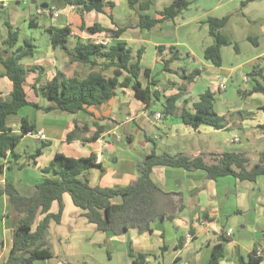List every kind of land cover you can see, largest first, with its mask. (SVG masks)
<instances>
[{"label":"crops","instance_id":"obj_1","mask_svg":"<svg viewBox=\"0 0 264 264\" xmlns=\"http://www.w3.org/2000/svg\"><path fill=\"white\" fill-rule=\"evenodd\" d=\"M106 1L112 2L114 6L106 7L101 13L90 11L81 16L77 7L67 5L57 10L60 15L58 18H53L49 9L53 7L55 0H0V27L10 23L18 30L17 48L23 47L24 50L27 49L26 41H35L32 28L47 34L49 28H71L70 48L74 47L77 38L83 43H126L132 50L133 62L138 61V53L141 51V81L152 92H159V98L146 106L136 97L132 82L129 87L118 86L115 96L109 102L99 107H87L84 111L72 114L68 121L67 117L49 119L44 116L38 122L30 113L12 115L18 116V119L9 116L7 124L13 135L22 134L23 118L27 119L28 125L38 128L35 133L24 134L15 148V152L21 156L18 165L27 163L29 155L41 143L48 142V145L36 158L35 165L31 164L23 169L14 164L12 170L8 169L12 164L10 151L1 157L0 164L4 166V170L0 172V185L10 181L20 191L17 184L21 183V190L26 193L20 192L21 194H33L35 186L45 177L51 176L43 172V169L50 165L58 153L72 158L96 157L103 171L94 167L86 172V176L92 187L100 188L125 187L136 181L138 162L145 160L153 151L158 155L172 157H202L209 164L215 163L224 153H243L252 164L257 163L259 154L264 151V93H243L251 90L257 81L264 84V45L261 46L256 38L248 36L251 42L256 43L257 51L235 66L224 64L221 51L220 67L207 61L204 56L205 49L214 42L205 44L207 46L204 47L202 56L191 45V41L198 37L204 27L209 32L208 25L204 23L210 17L207 16L208 13L218 10L223 5L222 1L226 0H220L216 4L209 3L210 0H186L190 3L187 9L173 20L163 21L152 29L139 27V19L130 9L128 0ZM151 1V7L142 10L141 14L160 18L158 12L176 0ZM12 2H16V5L12 6ZM196 2L202 5L193 13ZM31 20L35 26H31ZM83 23L88 27L99 23L107 30H117L120 27L127 29L118 39H113L106 32L91 34L82 31ZM262 30L264 33V26ZM6 37L7 33L0 36L2 48ZM48 42L50 46L47 53H44L38 64L28 68L22 63L21 65L25 69L37 67L36 72L28 71L32 73L29 79L26 75L25 85H28L31 95L24 87L28 101L38 107L29 105L24 108L30 107L50 114L62 111L46 109L52 106V102L43 96L42 88L58 73L83 80L92 71L101 70L103 60L92 57L94 65L71 62L62 49L53 46L50 37ZM33 45L34 48H28L29 51L38 49L37 45ZM182 51L201 67H180L179 63L184 59ZM174 53L176 56L180 53V57L169 64L170 71H167L164 63ZM31 56L33 53L28 57ZM257 60L260 62L257 63ZM146 70H150V76H146ZM195 71H199L196 76L193 75ZM5 74L6 69L0 61V95L9 100L12 85ZM166 74H170V77ZM192 75V81L185 78ZM233 79L241 86L229 92L220 90L222 83L228 85ZM207 90L213 93L215 111L226 118L224 129L218 130L209 125L195 129L182 120V111L195 113V104ZM172 96L178 97L175 114L163 113L158 119L156 115L162 114L166 106L165 99ZM41 99L45 101L42 103ZM158 104L162 105V109L153 111ZM100 127L102 132L97 140L85 141L91 139ZM74 130L75 139L68 141L67 135ZM15 171L24 172L23 177L15 179L11 175ZM150 177L163 192L179 194L184 208L174 220L154 223L151 233L141 234L136 229H130L119 236L101 232L103 235L99 239L109 246L110 260L116 258L112 253L118 249L127 257L125 261L117 259L115 264H133L130 254L146 256L145 264H210L213 250L219 244L223 245L224 254L218 264H238L240 258L248 261L255 252L261 258L259 264H264V175L258 176L255 181L242 180L234 175L210 179L204 169L187 170L170 165H156ZM80 178L84 179L83 175ZM63 201L61 223L69 225L74 232L83 227L84 231H97L96 225L82 216V210L74 205L69 193L64 194ZM114 202L119 203L120 200ZM58 209V203H54L52 212L56 213ZM12 246L11 206L8 197L4 195L0 196V264L7 261ZM40 261L43 260H37L34 264ZM143 263L144 260H137V264Z\"/></svg>","mask_w":264,"mask_h":264},{"label":"trees","instance_id":"obj_2","mask_svg":"<svg viewBox=\"0 0 264 264\" xmlns=\"http://www.w3.org/2000/svg\"><path fill=\"white\" fill-rule=\"evenodd\" d=\"M258 0H245L242 6ZM67 5L77 7V12L83 16L85 12H104L106 7H113L112 2L106 0H55L49 10L61 9ZM130 9L139 19L141 29H152L159 23L166 20H173L183 10L187 9L190 3L186 0H176L170 6L158 12L160 18L142 15V10L151 7V0H128ZM229 16H210L204 23L209 27V33L214 38L213 45L207 47L204 52L205 59L213 65H222V48L232 45L230 38L221 30L228 24ZM31 26L33 20H31ZM7 37L3 41V48L0 47V61L6 69L5 78L11 83L12 91L9 100L0 95V158L11 152V165H17L23 169L31 164L35 165L36 158L42 154V150L48 142L41 143L40 147L28 157V162L18 165L21 157L15 152L24 134L37 132L35 125H28L27 119L23 118L21 123V135H13L11 127L7 124L9 116L16 115L26 106L33 105L28 101L25 90L26 75L29 70L35 71L37 67L25 69L21 60L32 55L34 45L26 41L25 50L19 47V32L10 24H6ZM127 27H120L117 30H107L99 23L93 26L81 25V30L91 34L106 32L111 38L118 39ZM50 40L55 48L62 49L71 62L81 64H95L92 57L103 60V68L99 71H92L85 79L78 77H66L58 73L50 82L42 88V94L52 102L48 110H60L69 114H77L87 107H99L109 102L116 94L118 86L129 87L132 82L136 97L150 106L153 100L157 101L159 92H152L149 86L141 81L142 69L139 60L141 51L138 53V61L133 62L132 50L126 43L118 42L105 47L93 42L83 43L77 38L74 47L70 48L71 28H49L47 29ZM237 48V45H234ZM171 50H174L172 48ZM180 57L174 53L170 60H166L165 70L170 71L169 64ZM199 71L193 74L196 76ZM150 76V70L145 71ZM261 74V71L259 72ZM185 77L192 81L194 76ZM123 78V81H120ZM36 88V85L34 86ZM253 93H264V84L259 81L254 87L244 92V95ZM178 97L166 98V106L162 112L167 115H174L176 112V101ZM214 96L207 90L200 96L199 102L195 104V113L183 110L182 120L197 129L202 125H209L218 130L226 127V118L220 116L214 109ZM264 128V126H262ZM102 128L91 138L85 141L97 140ZM75 139V130L67 135V140ZM156 165H170L182 167L187 170L204 169L208 172L210 179L234 175L242 180L255 181L260 175H264V151L259 154L258 162L252 164L248 156L243 153H224L216 159L215 163L209 164L202 157L191 158L180 155L172 157L169 155H158L153 151L145 160L137 164L138 178L128 186H117L114 188L92 187L86 172L94 167H99L96 157L72 158L63 154H56L50 165L43 169V172L51 174L45 177L35 186L31 195H23L10 181L0 185V196H7L11 206V218L13 225V246L7 261L2 264H34L37 260H47L53 254L48 247L47 236L52 223L60 224L64 212L63 196L69 193L74 205L82 210V216L91 224L96 225L97 231L112 233L119 236L127 233L130 229H136L139 233L152 232V225L156 222L174 220L184 208L183 200L179 194L163 192L151 179L150 174ZM4 166L0 164V172ZM83 175V178L80 176ZM120 200L119 203L114 201ZM58 203V212H52V206ZM224 254L223 245H217L212 253L210 264H218ZM133 264L138 259L144 260L146 256H134ZM261 258L254 255L248 261L240 258L238 264H259Z\"/></svg>","mask_w":264,"mask_h":264},{"label":"rangeland","instance_id":"obj_3","mask_svg":"<svg viewBox=\"0 0 264 264\" xmlns=\"http://www.w3.org/2000/svg\"><path fill=\"white\" fill-rule=\"evenodd\" d=\"M245 0H226L222 1V6L218 9L210 13L207 16H216L223 17L229 16L228 24L221 30V33L228 36L232 41V45L224 46L222 48L223 51V59L224 64L226 66H235L238 63L244 62V60L248 59L252 52L257 51L256 43L251 42L248 39V36L256 38L259 41L260 45H264V33L262 32V26H264V0H258L255 2L249 3L247 6H242V2ZM216 4L220 2V0H210L209 3ZM12 6L16 5V2L11 3ZM201 3H194L193 13L197 12ZM26 6V5H25ZM23 6V7H25ZM28 5L27 8H29ZM206 18V17H205ZM1 23V22H0ZM200 32L198 37L191 41L192 48L196 52H199V55L202 56L204 52V47L207 46L205 44H210V42H215L214 38L209 34L208 31L204 30ZM34 40L32 43L37 45L38 49L33 51V56L25 58L21 61L22 65L25 68H28L30 65L38 64L44 53H47V50L50 46L49 36L47 33H43L37 28H32ZM7 33V28L4 26L0 27V36H5ZM237 45V48L234 46ZM184 55V59L180 61V67H192L193 69L200 68L201 65L192 59H190L184 51H182ZM257 63L260 61L257 60ZM165 72V71H164ZM32 73L27 72V79L30 78ZM167 77H170V74H166ZM161 78V75H159ZM165 82V81H164ZM26 90L31 95L30 89L26 84ZM226 90L229 92L231 89L238 88L241 86L236 79L230 80L228 85H226ZM45 99H41L43 103ZM162 109V105L158 104L157 107L153 108V111H157ZM32 118L36 117V121H42L41 117H46L49 119L53 118H63L68 121V118L73 116L72 114H68L66 112H53L50 114L42 113L37 111L34 108H24L19 112L21 114H29ZM38 116V117H37ZM18 116H12V119ZM162 123V122H161ZM157 145L159 143L157 142ZM161 150V147H160ZM11 175L16 178H22L24 172L15 171L11 173ZM17 187L20 188V192L26 194L22 188V184L18 183ZM83 227L81 230H76L74 232L69 225L67 224H57L52 223L50 231L47 236L48 247L52 252L53 256L48 260H43L38 262V264H115L117 263V259H121L125 261L127 257H124V254L120 249L114 251L112 255L116 258L112 261L109 259L110 249L107 244L99 239L101 232H97L95 230H87L84 231Z\"/></svg>","mask_w":264,"mask_h":264},{"label":"built area","instance_id":"obj_4","mask_svg":"<svg viewBox=\"0 0 264 264\" xmlns=\"http://www.w3.org/2000/svg\"><path fill=\"white\" fill-rule=\"evenodd\" d=\"M50 14H51V16L53 17V18H58L60 15H59V12L55 9L53 12H51L50 11ZM98 44H101V45H103V46H105V47H108L110 44H108L107 43V41H101V42H99ZM220 90H226V85L225 84H221L220 85ZM156 117L158 118V119H160L161 118V114L160 113H158L157 115H156ZM229 234H231V231H229Z\"/></svg>","mask_w":264,"mask_h":264}]
</instances>
